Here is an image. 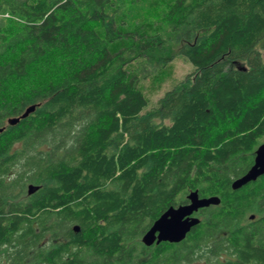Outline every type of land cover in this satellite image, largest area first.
<instances>
[{"label": "trees", "instance_id": "16d2710c", "mask_svg": "<svg viewBox=\"0 0 264 264\" xmlns=\"http://www.w3.org/2000/svg\"><path fill=\"white\" fill-rule=\"evenodd\" d=\"M139 2L0 0V264H264V174L230 188L264 143V0H166L192 71L148 114ZM190 191L219 202L143 246Z\"/></svg>", "mask_w": 264, "mask_h": 264}, {"label": "rangeland", "instance_id": "374dc122", "mask_svg": "<svg viewBox=\"0 0 264 264\" xmlns=\"http://www.w3.org/2000/svg\"><path fill=\"white\" fill-rule=\"evenodd\" d=\"M165 3L166 0H140L141 10L136 15L141 22L136 25L142 24V30L148 35H157L154 40L157 45L145 53L141 60L131 61L129 64L132 70L136 66L141 67L136 75L138 87L147 101L141 111L143 114L152 113L163 93L182 83L192 71L190 64L179 55L180 44L175 41V36L165 33V28L160 23V14ZM128 22L131 27L136 21L130 18ZM261 58L264 62V54H261ZM153 123L161 126L167 125L168 121L156 118Z\"/></svg>", "mask_w": 264, "mask_h": 264}, {"label": "water", "instance_id": "95a60500", "mask_svg": "<svg viewBox=\"0 0 264 264\" xmlns=\"http://www.w3.org/2000/svg\"><path fill=\"white\" fill-rule=\"evenodd\" d=\"M34 106L27 107L19 116V119L25 118L32 113ZM18 118L7 119L6 123L13 125L17 123ZM1 131V129H0ZM264 174V143L259 144L254 152L252 164L248 170L240 177L234 179L230 188L236 190L241 186L255 181ZM36 190V187L28 185L26 194L30 195ZM186 203L176 207L167 208L149 228L142 234L140 242L143 246L149 247L160 242L178 243L184 239L189 230L198 223V219L193 216L199 209L209 206H216L219 202L217 197L211 196L200 198L196 191H190L185 195ZM252 218V216L250 217ZM77 232V227H72Z\"/></svg>", "mask_w": 264, "mask_h": 264}]
</instances>
